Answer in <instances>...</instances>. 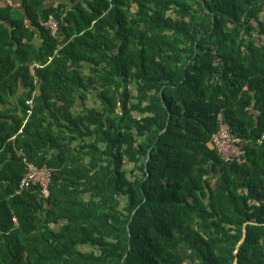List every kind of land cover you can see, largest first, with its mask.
<instances>
[{
  "label": "trees",
  "instance_id": "obj_1",
  "mask_svg": "<svg viewBox=\"0 0 264 264\" xmlns=\"http://www.w3.org/2000/svg\"><path fill=\"white\" fill-rule=\"evenodd\" d=\"M14 1L0 264H264V0ZM219 113L242 161L210 144ZM23 157L47 196L17 193Z\"/></svg>",
  "mask_w": 264,
  "mask_h": 264
},
{
  "label": "built area",
  "instance_id": "obj_2",
  "mask_svg": "<svg viewBox=\"0 0 264 264\" xmlns=\"http://www.w3.org/2000/svg\"><path fill=\"white\" fill-rule=\"evenodd\" d=\"M41 24L49 27L52 35L56 34L57 25L54 20L41 22ZM35 65L39 66L38 64ZM30 70L33 73V65L30 66ZM218 119L220 121L219 130L212 136L210 144L218 149L223 159L242 161L246 145L245 140L231 133L228 125L222 121L220 113ZM22 162L24 175L19 181L17 193L31 186H37L40 194L47 196L52 169L45 165L40 167L26 157L22 158ZM13 221L16 222L15 217H13Z\"/></svg>",
  "mask_w": 264,
  "mask_h": 264
},
{
  "label": "water",
  "instance_id": "obj_3",
  "mask_svg": "<svg viewBox=\"0 0 264 264\" xmlns=\"http://www.w3.org/2000/svg\"><path fill=\"white\" fill-rule=\"evenodd\" d=\"M244 237H245V227H243V235H242L241 239L239 240V242H238L237 245H236V248H235V251H234L236 254H237V251H238V249H239L240 244H241V243L243 242V240H244ZM233 264H237V257H235Z\"/></svg>",
  "mask_w": 264,
  "mask_h": 264
},
{
  "label": "crops",
  "instance_id": "obj_4",
  "mask_svg": "<svg viewBox=\"0 0 264 264\" xmlns=\"http://www.w3.org/2000/svg\"><path fill=\"white\" fill-rule=\"evenodd\" d=\"M16 1H17V2H16ZM18 1H19V0H15V1H14V3H15V4H19V2H18Z\"/></svg>",
  "mask_w": 264,
  "mask_h": 264
},
{
  "label": "rangeland",
  "instance_id": "obj_5",
  "mask_svg": "<svg viewBox=\"0 0 264 264\" xmlns=\"http://www.w3.org/2000/svg\"><path fill=\"white\" fill-rule=\"evenodd\" d=\"M89 103H92V101H89Z\"/></svg>",
  "mask_w": 264,
  "mask_h": 264
}]
</instances>
